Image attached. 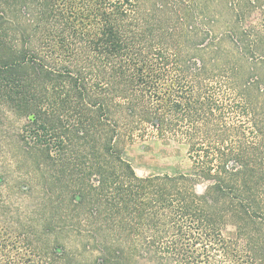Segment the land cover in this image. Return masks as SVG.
Returning a JSON list of instances; mask_svg holds the SVG:
<instances>
[{"label":"trees","instance_id":"1","mask_svg":"<svg viewBox=\"0 0 264 264\" xmlns=\"http://www.w3.org/2000/svg\"><path fill=\"white\" fill-rule=\"evenodd\" d=\"M221 86L264 125V0H0V98L42 205L96 202L88 264H264L263 134L227 125ZM151 134L187 140L190 171L139 177L126 149ZM158 227L175 249L137 252Z\"/></svg>","mask_w":264,"mask_h":264},{"label":"rangeland","instance_id":"2","mask_svg":"<svg viewBox=\"0 0 264 264\" xmlns=\"http://www.w3.org/2000/svg\"><path fill=\"white\" fill-rule=\"evenodd\" d=\"M216 90L214 97L222 103L227 125L241 129L245 143L250 144L261 131L264 147L263 122L260 128L254 126L253 119L247 118L243 103L231 89L221 86ZM259 102L263 103L264 99L260 97ZM3 103L0 98V264L90 263L100 257L97 241L102 234L96 230V202L92 206L80 203V194L69 191L60 203L53 200L45 207L42 205L44 192L38 187L37 176L22 164L25 159L19 134L25 119L12 114ZM262 152L264 157V149ZM126 157L139 177L188 173L192 165L187 140L159 139L155 134L129 145ZM203 190V185L198 187L199 192ZM63 194L60 192L59 198ZM156 235L165 237L162 227L153 231L137 229L132 236L137 252L145 253L150 247L160 252L175 249L174 233L165 239H158ZM223 236L234 240L236 229L228 226ZM152 238H157L156 243ZM201 248L198 246L196 250ZM54 250L60 258L55 257ZM207 250L214 264H227L214 249Z\"/></svg>","mask_w":264,"mask_h":264}]
</instances>
